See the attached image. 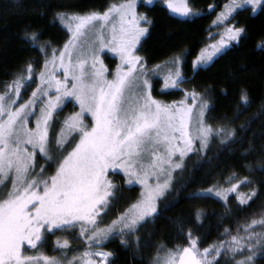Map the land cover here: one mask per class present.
<instances>
[{"label":"snow or ice","instance_id":"1","mask_svg":"<svg viewBox=\"0 0 264 264\" xmlns=\"http://www.w3.org/2000/svg\"><path fill=\"white\" fill-rule=\"evenodd\" d=\"M165 3L182 17L198 15L187 3ZM245 6L255 12L264 8V0H229L213 24L225 25ZM55 18L65 26L69 38L62 47L51 50L50 58L48 47L38 43L40 31L29 33L30 26L25 29V39L45 57L39 84L30 98L19 103L25 80L36 73L35 61L26 62L19 77L0 94V264H111L114 253L102 250L105 242L118 236L126 244L125 237L154 223L161 212L160 203L174 188L175 173L184 170L189 154L206 152L213 139L222 145L232 143L238 139L237 130L208 122L216 118L209 115L212 109L205 94L181 87L192 78L183 74L180 57L172 59L175 70L164 77L161 92L179 90L183 98L168 102L154 97L155 70L136 54L149 32L142 22L151 25L152 21L138 13L137 0L112 3L103 11H61ZM245 31L235 25L225 27L219 43L211 45V51H201L193 70L208 65ZM105 49L119 58L115 69H109L101 59ZM240 99L249 103L247 90H241ZM66 102L79 111L61 119ZM244 127L241 125V130ZM260 151L264 154V145ZM37 155L44 164H37ZM242 167L255 170L248 164ZM260 171L264 172V167ZM110 174H120L124 186L139 185L141 193L105 224L121 187L109 179ZM234 179L238 183H231ZM226 183L231 186H213L188 196L214 195L225 202L221 222L231 219L230 194H237L239 207L249 205L260 190L238 193L241 185L254 181L239 179L236 173ZM257 183L264 185V180ZM202 215L196 212L198 222ZM257 227L261 230L256 231ZM76 230L77 238L87 246L80 256L66 259L71 250L68 239L56 241L60 256L39 251L49 234ZM179 234L186 243L173 248L158 246L154 264H221V258L231 264H257L258 255L264 257V214L237 223L235 234L231 227L224 228L221 235L230 238L202 250L201 238L193 236L191 229L185 235L180 227ZM136 239L139 242V237ZM27 250L37 254L27 255Z\"/></svg>","mask_w":264,"mask_h":264},{"label":"trees","instance_id":"2","mask_svg":"<svg viewBox=\"0 0 264 264\" xmlns=\"http://www.w3.org/2000/svg\"><path fill=\"white\" fill-rule=\"evenodd\" d=\"M228 1L189 0V6L198 13L194 17L173 14L163 0L152 4H147L145 0L138 2V12L146 15L152 24L143 23L144 27H149V32L142 39L137 55L144 57L148 67L180 57L183 74L192 78L190 83L181 87L185 91L195 88L203 92L212 109L209 115L216 118L208 122L214 127L235 128L238 139L226 145L213 139L206 152L190 154L184 170L175 180L173 190L160 203L161 212L155 222L146 224L134 236L125 237L126 244L121 243L118 236L105 242L103 247L114 253L113 264H152L158 246L173 248L186 243L184 236L179 234L180 227H183L185 235L191 229L193 236L201 238L199 247L202 250L230 238L221 235L224 228L231 227L232 234H235L237 223L250 222L264 214V185L257 183L264 180V172L260 171L264 167V154L260 151L261 145H264V8L255 12L250 7L238 9L227 23L246 29L240 40L223 49L208 65L193 70V62L200 51L212 41L215 31L213 21L217 13ZM121 2L124 0H0V94L5 92L6 84L19 77L26 62L35 61L36 72L43 67L45 57L37 46L25 39L26 26H30L29 33L40 31L38 43L48 47L50 56L52 49L62 47L69 38L65 26L55 18L57 12L103 11L109 4ZM103 57L108 68L114 69L117 58L107 53ZM24 75L27 76V73ZM153 84V95L157 99L171 102L183 98L184 93L175 89L165 90L166 94H162L163 82L159 77L153 79ZM33 85L34 81L29 83L28 79L25 80L21 99L27 98ZM242 89L248 92V104L240 99ZM76 109L71 102H67L60 113L61 119ZM241 125L245 126L243 130ZM250 148L252 150L247 151ZM243 164L251 165L255 170L249 172L242 167ZM233 173L238 174L239 179L247 177L254 181L252 185H241L238 193L248 194L256 188L260 190L258 197L250 200L249 205L239 207L237 194H230L227 206L231 208L233 218L221 222L225 202L214 195L188 196V193L213 186L219 189L230 187L231 184L226 181ZM109 179L121 187L114 208L104 218L105 224L116 218L141 193L138 186H124L120 174H110ZM231 183H238V180L234 179ZM197 211L203 214L199 222L196 220ZM77 235L78 230L49 234L39 251L49 256H60L56 241L68 239L71 250L66 259L78 257L87 246ZM136 237H139V242ZM26 252L37 254L33 250ZM221 264H231V261L221 258ZM257 264H264V257L258 255Z\"/></svg>","mask_w":264,"mask_h":264},{"label":"rangeland","instance_id":"3","mask_svg":"<svg viewBox=\"0 0 264 264\" xmlns=\"http://www.w3.org/2000/svg\"><path fill=\"white\" fill-rule=\"evenodd\" d=\"M155 1H159V0H151V2L149 3L148 2V0H145V2L147 3V4H152V3H154ZM138 2H139V0H137V11H138ZM163 2L165 3V0H163ZM172 2L175 4V5H177V6H180V5H182V4H184V3H187L188 5H189V0H172ZM229 2V1H228ZM227 2V3H228ZM226 3V4H227ZM224 7V6H223ZM245 7H250V6H245ZM251 8V7H250ZM223 9V8H222ZM259 9V8H258ZM257 9V10H258ZM238 10V9H237ZM256 10V11H257ZM221 11H219L218 13H217V15L220 13ZM139 13V12H138ZM216 18H217V16H216ZM216 18H215V20H216ZM231 18V17H230ZM229 18V19H230ZM142 26H143V22H142ZM213 26H214V28H215V31L212 33V41H209L206 45H205V47L204 48H202V50H204V51H206V52H208V51H211V45H213V44H218L219 43V41L221 40V38H222V36L224 35V31H225V27H230L231 25H229L227 22H226V24L225 25H223V26H219V27H217V26H215L214 24H213ZM214 38V39H213ZM143 39V38H142ZM210 40H211V37H210ZM232 42H234V41H232ZM232 42H230V44L232 43ZM229 44V45H230ZM138 48H139V45L137 46ZM201 50V51H202ZM201 51H200V53H199V55L201 54ZM109 54L110 56H114L115 58H117V64H119V58L117 57V56H115V54L114 53H111V52H109L107 49H105L104 50V52L101 54V59H103V61H104V57H103V55L104 54ZM137 54V53H136ZM219 54V53H218ZM217 54V55H218ZM57 55H58V53H57ZM198 55V56H199ZM51 56V55H50ZM50 56H49V58H50ZM214 58V57H213ZM172 59L173 58H171V59H169V60H167L166 62H163V63H160V64H158L160 67L158 68V69H156L155 68V66H152V67H148V65H147V67L149 68V69H154L155 70V74L153 75V77H152V80L155 78V77H159L161 80H162V82H163V85H164V77L165 76H167L168 74H170L171 72H174V66L172 65V63H171V61H172ZM104 63H105V61H104ZM105 65H106V63H105ZM107 66V65H106ZM108 67V66H107ZM116 67V66H115ZM115 67H114V69H115ZM40 71V70H39ZM39 71H37L36 73H35V75L33 76V77H31V78H29L28 79V82L30 83V82H33L34 81V87L31 89V91L29 92V94H28V96H27V98L26 99H21V97H20V99H19V103H24L25 101H27L29 98H30V96H31V93H32V91L33 90H35L36 88H37V86H38V84H39V78H38V73H39ZM23 87H24V85H23ZM22 87V88H23ZM162 88H163V86H162ZM168 90H171V89H168ZM22 92V91H21ZM189 102H191V101H189ZM19 103L17 104V107L19 106ZM67 103V102H66ZM76 111H79V109H78V107H77V109H76ZM34 119V118H33ZM30 126H34V125H30ZM196 147L197 148H199V144L197 143V145H196ZM190 155V154H189ZM187 159V158H186ZM36 162H37V164L38 165H42V164H44L45 163V161L43 160V159H41L40 158V156L39 155H37V157H36ZM51 170V168H49L48 169V171H50ZM179 173H181V171H177V173H175V180H176V178H177V176H178V174ZM6 183H8V182H6ZM131 186H138L139 188H140V186L139 185H131ZM141 189V188H140ZM261 229L259 228V227H257L256 228V231H260ZM86 249H84L83 251H85ZM93 251H96V250H101V249H92ZM102 250L103 251H109V252H112V251H110V250H108V249H105L104 247L102 248ZM28 255H31V254H28ZM160 255L161 256H163L164 255V253H160ZM113 258H114V256L111 258V264H113ZM152 264H154V262L152 263Z\"/></svg>","mask_w":264,"mask_h":264},{"label":"flooded vegetation","instance_id":"4","mask_svg":"<svg viewBox=\"0 0 264 264\" xmlns=\"http://www.w3.org/2000/svg\"><path fill=\"white\" fill-rule=\"evenodd\" d=\"M173 13V12H172ZM173 14H175V15H177V16H179V17H182V16H180L179 14H177V13H173ZM26 254L28 255V252H26Z\"/></svg>","mask_w":264,"mask_h":264}]
</instances>
